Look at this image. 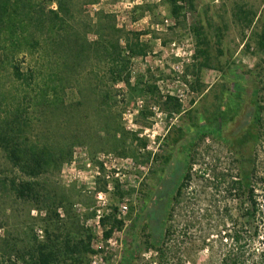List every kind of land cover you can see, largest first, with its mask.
<instances>
[{
  "label": "rangeland",
  "instance_id": "rangeland-1",
  "mask_svg": "<svg viewBox=\"0 0 264 264\" xmlns=\"http://www.w3.org/2000/svg\"><path fill=\"white\" fill-rule=\"evenodd\" d=\"M71 2V13L82 26L80 32L85 27L83 24L88 23V17L94 18L101 10L114 15L116 25L131 43L137 38L146 45L144 55L130 59L131 85L140 81L142 88L147 84L157 86L154 93H140L119 83L115 86L119 91H116L110 85L105 68H91L89 61L75 72H60L52 65L51 49L41 62L46 75H50L48 78L55 80L56 92L64 99L65 107L54 114L47 111L43 115L46 121L34 127L35 134L45 132L46 138L59 139L58 134H68L64 130L68 125L74 126L73 121H66L75 114L86 121L83 126L87 129L77 130L80 141L73 146L70 160L46 178L56 183L58 189H64V194L72 201L71 212L78 219L79 228L84 230L80 235L85 242L89 236L93 252L85 256L86 262L118 264L131 237L140 243L144 238V221L139 215L151 193L162 177L175 178L183 161L194 159L186 157L188 152L196 154L195 169L207 167V163L222 167L232 160L228 142L242 139L243 150L250 156V162L256 161V168L264 177V114L259 122L252 116L257 102L264 105V44L260 46L259 42L264 24V0L180 1L178 16L170 14L163 0ZM48 5L56 7L54 0ZM91 38L89 35V40ZM123 49L127 55L126 46L123 45ZM198 49L203 52L198 53ZM86 87L89 89L85 91L86 97H94L93 102L97 93L108 90L111 94L112 110L120 115V123L128 136L125 154L118 153L121 146L115 151L104 138L98 140L103 132L98 130L100 120L91 108L80 106L77 111L73 110L71 105L81 97L79 90ZM17 89L0 63V92L7 101L13 97L17 101L21 97ZM166 95L177 99L179 112L167 110ZM199 127H203L202 133L195 134L194 130ZM216 129H220L219 134L215 133ZM255 134L260 135L258 140L251 137ZM133 135L135 139L131 141ZM5 175L10 179L13 174L0 148V177ZM256 191L264 204V182L257 185ZM98 193H101L100 200ZM197 200L199 207H195L203 213L208 205L207 196ZM219 203L223 204L222 198ZM123 204L127 206L124 212ZM111 207L117 208L116 219H121L122 223L104 238L108 225L102 226L97 215L110 213ZM232 210L230 214L234 216L236 210ZM8 213L12 216H5ZM27 216H38V212L36 209L29 212L28 204H19L11 195L0 194V223L3 225L0 236L9 234L20 244L25 228L41 227L30 218L24 225ZM200 218L198 225L181 238L184 258L193 264H204L208 252L203 242L204 248H199V241L210 233L213 228L210 224L219 222L218 218L209 220L206 215ZM184 219V216L180 218L182 222ZM262 222L264 224V217ZM71 226L76 228L73 222ZM209 244L216 251L219 241ZM99 245L100 251L96 250ZM141 253L144 258L154 255L152 250ZM180 264L191 263L185 260Z\"/></svg>",
  "mask_w": 264,
  "mask_h": 264
},
{
  "label": "trees",
  "instance_id": "trees-1",
  "mask_svg": "<svg viewBox=\"0 0 264 264\" xmlns=\"http://www.w3.org/2000/svg\"><path fill=\"white\" fill-rule=\"evenodd\" d=\"M50 1L0 0V63L17 90L21 91L17 101L16 97L7 101L5 94L0 92V148L13 174L10 179L7 175L0 177V194L11 195L19 204H28L29 212L36 209L38 216H27L23 224L30 218L41 226L35 230L31 226L25 228L20 244L9 234L0 236V264H89L85 256L93 252L89 236L85 242L80 235L84 230L80 229L81 226L79 228V221L71 212L72 201L64 194V189H58L56 183L46 178L47 174L70 160L73 146L80 141L77 130L85 129L86 121L80 120L76 114L70 116L66 122L73 121L74 126L68 125L64 129L68 134H58L59 139L50 140L45 132L35 134L33 131L35 126L46 121L47 111L54 114L65 107L64 99L56 92L55 80L48 78L50 75H46L44 63L41 64L50 49L52 65L60 72H75L89 61L91 68H105L110 85L116 91H119L115 87L119 83L140 93L157 90L152 84L142 88L140 81L131 85L130 59L144 55L147 47L137 38L131 43L116 25L113 14L97 11L94 18L88 17V23L83 24L85 27L80 32L82 26L71 13V0H54L55 8L49 7ZM163 1L170 14L178 16L181 10L178 2L187 0ZM89 35L92 36L90 40ZM259 37L262 46L264 24ZM123 45L128 49L127 55ZM201 52L203 50L198 49V53ZM86 90L88 87L79 90L81 97L71 105L73 110L77 111L80 106L91 108L100 120L98 130L103 132L98 140L104 138L115 151L121 146L118 153L125 154L128 136L120 123V115L112 110L111 94L108 90L97 93L93 102L94 97L87 99ZM164 105L169 112L180 111V103L170 95L164 97ZM263 114L264 105L257 102L252 116L259 122ZM202 129L196 128L194 133H202ZM219 130L216 129L215 133L219 134ZM251 137L258 140L260 135ZM134 139L135 135L131 141ZM243 145L242 139L228 142L232 160L226 161L222 167L207 163V167L195 169L196 154L188 152L186 157L194 159L183 161L175 178L162 177L151 193L139 215L144 221V238L140 243L131 237V243L125 247L118 264H180L185 260L193 264L184 258L181 238L198 225L202 215L209 220L210 217L219 219V222L214 219L210 233L199 241V248H204L203 242L208 252L204 264H264V204L256 191L264 177L258 172L256 161L252 159L250 162ZM205 196L208 205L201 213L195 206L197 199L204 200ZM111 208L110 213H102L98 218L102 226L108 225L104 238L122 223L121 219H116L117 208ZM232 208V211L236 210L234 216L230 214ZM5 216L11 217L12 213ZM182 216L185 222L180 220ZM213 240L219 241L216 251L209 244ZM151 250L153 256H142V251Z\"/></svg>",
  "mask_w": 264,
  "mask_h": 264
},
{
  "label": "built area",
  "instance_id": "built-area-1",
  "mask_svg": "<svg viewBox=\"0 0 264 264\" xmlns=\"http://www.w3.org/2000/svg\"><path fill=\"white\" fill-rule=\"evenodd\" d=\"M97 198H98L99 200L102 199V197H101V193H98V194H97ZM121 207H122V211H123V212L127 209V206H126L125 204H123ZM97 218H99V215H97ZM99 248H101L100 245L97 246V249H96V250H98ZM91 263H92V264H97L96 260H93Z\"/></svg>",
  "mask_w": 264,
  "mask_h": 264
}]
</instances>
